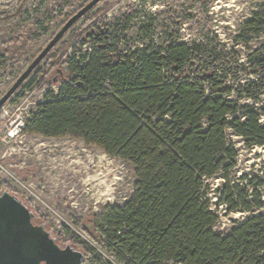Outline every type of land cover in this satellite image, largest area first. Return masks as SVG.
I'll list each match as a JSON object with an SVG mask.
<instances>
[{"label":"trees","instance_id":"trees-1","mask_svg":"<svg viewBox=\"0 0 264 264\" xmlns=\"http://www.w3.org/2000/svg\"><path fill=\"white\" fill-rule=\"evenodd\" d=\"M188 1L173 0L166 18L145 16L135 45L124 33L132 12L112 23L86 18L72 53L65 45L49 55L29 84L60 67L50 82L57 91L47 92L22 134L78 139L135 169L133 194L122 205L87 218L68 213L93 246L77 237L62 242L49 218L23 199L35 224L84 254L82 264H111L100 252L117 264H264V179L238 175L234 139L264 150V44L244 61L210 31L200 41H179L182 22L197 18ZM25 2L0 0V19L16 17ZM262 35L264 4L239 36L248 44ZM4 191L15 194L7 183ZM238 213L244 220L226 234L216 231L223 216Z\"/></svg>","mask_w":264,"mask_h":264},{"label":"rangeland","instance_id":"rangeland-1","mask_svg":"<svg viewBox=\"0 0 264 264\" xmlns=\"http://www.w3.org/2000/svg\"><path fill=\"white\" fill-rule=\"evenodd\" d=\"M90 1L26 0L16 17L0 19V65H3L0 99L65 23ZM172 1L104 0L74 25L49 55L65 45H68L66 52L71 54L72 36L93 15L112 23L115 18L120 20L132 12V23L124 33H129L131 44L135 45L137 24L147 15L166 18L173 9ZM192 1H188L187 7L197 18L182 22L179 41H200L210 31L211 38L229 48L235 47L244 61L264 44V35L253 37L248 44L245 43L248 38L239 36L243 25L264 0H200L199 5ZM173 21L178 22L175 18ZM44 68L45 60L0 111V184L10 185L17 197L31 202L34 210L48 217L53 230L63 234L62 242L77 237L93 246L68 213L76 211L79 217L87 218L108 205H122L133 194L135 169L124 160L109 157L102 149L87 146L78 139L22 134L26 119L44 101L47 92L57 91L50 82L57 76L58 66L51 67L44 79L29 85L36 72ZM234 139L240 149L238 175L264 179V150H250L241 139ZM212 184L214 189L219 188L221 179L213 180ZM242 220L244 215L240 213L223 216L216 231L226 234L234 222ZM85 223L92 227L88 221ZM100 253L107 263L116 264L104 252Z\"/></svg>","mask_w":264,"mask_h":264},{"label":"water","instance_id":"water-1","mask_svg":"<svg viewBox=\"0 0 264 264\" xmlns=\"http://www.w3.org/2000/svg\"><path fill=\"white\" fill-rule=\"evenodd\" d=\"M104 0H92L73 15L0 99V111L49 56L65 35ZM34 213L16 195L0 194V264H82L84 254L62 247L45 225L33 222Z\"/></svg>","mask_w":264,"mask_h":264},{"label":"flooded vegetation","instance_id":"flooded-vegetation-1","mask_svg":"<svg viewBox=\"0 0 264 264\" xmlns=\"http://www.w3.org/2000/svg\"><path fill=\"white\" fill-rule=\"evenodd\" d=\"M15 195V194H14ZM17 196V195H16Z\"/></svg>","mask_w":264,"mask_h":264},{"label":"built area","instance_id":"built-area-1","mask_svg":"<svg viewBox=\"0 0 264 264\" xmlns=\"http://www.w3.org/2000/svg\"><path fill=\"white\" fill-rule=\"evenodd\" d=\"M117 264V263H116Z\"/></svg>","mask_w":264,"mask_h":264}]
</instances>
